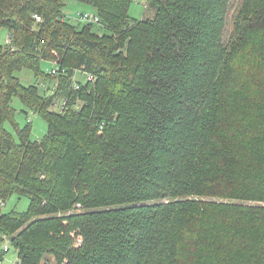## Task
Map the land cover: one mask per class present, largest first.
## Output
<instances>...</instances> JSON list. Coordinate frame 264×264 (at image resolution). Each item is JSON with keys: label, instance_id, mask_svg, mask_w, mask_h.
Here are the masks:
<instances>
[{"label": "trees", "instance_id": "16d2710c", "mask_svg": "<svg viewBox=\"0 0 264 264\" xmlns=\"http://www.w3.org/2000/svg\"><path fill=\"white\" fill-rule=\"evenodd\" d=\"M67 1L0 0V240L22 264H264V0H73L98 24ZM43 61L49 96L16 74ZM14 96L42 139L6 130Z\"/></svg>", "mask_w": 264, "mask_h": 264}, {"label": "rangeland", "instance_id": "374dc122", "mask_svg": "<svg viewBox=\"0 0 264 264\" xmlns=\"http://www.w3.org/2000/svg\"><path fill=\"white\" fill-rule=\"evenodd\" d=\"M239 0H232L231 12L229 14V21L231 20L234 7L238 5ZM147 0H133L130 4L129 15L135 19H142L143 16H153L154 11L147 9L146 5ZM65 17L71 19L73 22H78L77 15L83 11H92L95 12V9L85 3L75 2L73 0H68L66 6L64 7ZM7 28L0 29V45L5 46L7 44V37L9 35ZM52 68H55V64L42 62L41 69L48 76L41 75L36 77L32 69L25 67L22 70L18 71L16 74L19 77L21 84L24 86H37L39 91L46 96L53 94V88L57 84V78L51 76ZM75 79L84 83L87 75L83 72H76ZM77 77V78H76ZM59 103V102H58ZM61 103V101H60ZM12 105L16 109L15 111V122L16 124L7 121L4 126L11 134L18 138L17 127L24 128L30 123V136L32 139H42L48 133V124L46 120L39 114H34L32 111L28 110L25 112V105L23 104L22 99L18 96L12 98ZM60 105V104H59ZM58 104L53 109H60ZM30 199L22 194L14 193L9 198L5 200L2 204V210L4 212H12L14 210L19 212L27 211L29 208ZM5 239L0 240V264H22L18 261V254L14 250L13 246L9 242H4ZM7 245L9 248L7 251L3 250V246Z\"/></svg>", "mask_w": 264, "mask_h": 264}, {"label": "built area", "instance_id": "2783aa9c", "mask_svg": "<svg viewBox=\"0 0 264 264\" xmlns=\"http://www.w3.org/2000/svg\"><path fill=\"white\" fill-rule=\"evenodd\" d=\"M77 18L81 22L84 21V22H90V23H95V24H98L99 21H100V16H99V14H97L96 11L95 12H92V11H83V12H80L77 15ZM35 19H36L37 22L38 21H42V17L39 14L38 15H35ZM6 40H7V44H9V43L12 42V34L10 32H9V35H8V37H7ZM59 72H60L59 71V68H57L56 63H55V68H52L51 73L53 75H55V74H57ZM87 78L88 79H92L91 74H87ZM72 83L74 85V88H76V89L80 88V86H81V84L78 82V80L75 79V77H73ZM60 101H61V103H60ZM59 104H60L59 105V107H60L59 110H63L65 108V106L67 105V98L66 99H64V98L60 99L59 100ZM4 239H5L4 242H9L10 243V240L6 236H4ZM8 248L9 247L7 245H4L3 246V250L4 251H7ZM18 261L20 262L19 257H18Z\"/></svg>", "mask_w": 264, "mask_h": 264}]
</instances>
